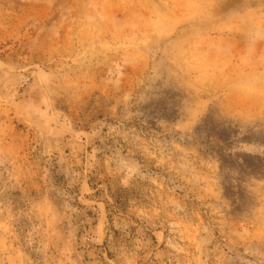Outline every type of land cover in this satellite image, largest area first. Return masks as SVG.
<instances>
[{
  "label": "rangeland",
  "instance_id": "1",
  "mask_svg": "<svg viewBox=\"0 0 264 264\" xmlns=\"http://www.w3.org/2000/svg\"><path fill=\"white\" fill-rule=\"evenodd\" d=\"M0 264H264V0H0Z\"/></svg>",
  "mask_w": 264,
  "mask_h": 264
},
{
  "label": "trees",
  "instance_id": "2",
  "mask_svg": "<svg viewBox=\"0 0 264 264\" xmlns=\"http://www.w3.org/2000/svg\"><path fill=\"white\" fill-rule=\"evenodd\" d=\"M121 208V207H120Z\"/></svg>",
  "mask_w": 264,
  "mask_h": 264
}]
</instances>
